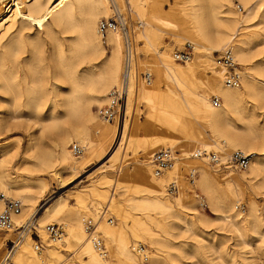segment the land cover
Listing matches in <instances>:
<instances>
[{
	"label": "bare ground",
	"instance_id": "1",
	"mask_svg": "<svg viewBox=\"0 0 264 264\" xmlns=\"http://www.w3.org/2000/svg\"><path fill=\"white\" fill-rule=\"evenodd\" d=\"M6 1L8 0H0V42L5 36L8 35L9 37L7 41L0 44V91L11 96L9 102L11 111L8 110L6 121H0V136L11 131L17 124L21 128L24 127L27 132L32 127H38L36 132L26 133L24 152L17 156L18 161L13 169L25 168V171L36 173L37 176L55 180L60 188H65L80 177L81 168L79 169V167L84 164L83 161L86 158L93 155L97 156L100 153L104 155L105 145L111 143L105 155L114 147L115 150L107 158V162L110 161V164L105 166L106 170H102V173H107L108 170L111 171L110 173L113 172L116 179L112 186L116 187L120 184L119 174L124 180L131 181L128 179L126 170L122 168L126 161L125 149H131L134 143L143 149L142 160L138 165V170H136L142 182L140 183L142 189L136 193L145 192L151 196L129 198L125 200V206L133 212L143 214L149 223L155 224L162 231L164 237L157 236L145 222L137 220V218L132 227L128 228L133 236L134 244L131 247L124 240L122 228L111 229L103 227L102 223L96 227L98 222L95 221V223L91 219L89 220L93 223L95 231L90 237L86 231L85 223L89 215L84 211L72 208L70 220L74 222V229L71 230V238L78 243L77 249L86 259L83 260L82 264H137V258L140 264L143 263L144 258H146L145 264H167L170 261L167 259L175 260L178 258V245L166 239V236H173L172 225L174 223H168L163 227L154 223L147 215L149 212L167 215V218L172 221H178L182 218V214L175 212L160 198L164 193V189L162 193V186L164 188L162 175L175 166L174 163L168 170L156 173L152 159L153 155L162 147L171 150L172 155L176 157V162L177 159H187L194 164L201 163L200 160H197L198 158L209 163L207 157H197V153L201 151L212 152L222 161H225L232 154V151L241 149L248 153L246 155L242 152L249 158L248 165L243 170H248L249 181H257L258 186L264 185V125L259 124L258 115L254 109L255 105L264 109V64L256 63L243 69L240 71L241 75L235 69L239 74V85L241 81V86L233 87L224 83L223 74L216 68L215 62L211 60L210 63L205 64L211 77L209 79L204 78L203 82L198 81V85L192 86L196 88L194 91L184 85L190 77L196 76L194 68L188 63L192 60V55L185 62L187 65L184 68H178L173 62L175 61L174 54L170 58L166 51L162 65L154 67V73L162 78L161 82L165 83L166 80V92L168 93L166 97L177 98L176 94L167 87V82L173 83L185 96L192 97L188 102L197 115L204 120L205 128L210 132L215 143L214 150L208 151L212 146L199 142L197 136L193 139L178 136L176 131H171L159 123L156 117L152 116L146 122H139L134 118L130 123L134 116L136 95L148 105L153 113L158 110V102L165 98L160 87L151 81L147 82L139 78L131 79L127 90L123 123L109 122L102 118L99 113L98 115L93 113V106L101 108L110 102L109 92L113 87L119 86L122 73L123 43L121 35L118 31L109 29L102 37L98 29L100 22L98 19L108 13L109 0V2L107 0H9L8 4L11 5L7 9ZM239 1L248 11V20L257 19L254 21L257 26L264 27V0ZM20 4H24V8ZM177 4L179 5V16L183 13V17H187H181L179 24L184 25L188 22L190 30L196 32L195 37L200 42L214 43V45L219 46L232 38L231 33L238 24L239 17L230 16L231 12L224 9L225 4L232 5V0H184V2ZM235 7L240 6L236 5ZM3 8L6 9V12ZM110 11L109 9V13ZM3 13L10 15L3 16ZM17 19H21L19 24H17ZM161 20L166 27L176 28L177 26V23H173L167 18ZM33 23L42 26L50 40V81L43 79V75L47 74L50 65L48 66L40 58L37 51L39 47L37 49L32 48L28 57L23 61L25 68L31 73L30 77L24 70L22 75L19 74L17 56L20 54V50L17 46L22 41L24 30L30 29ZM58 32L66 36L60 38ZM101 40H105L107 45L111 46L109 54L106 53ZM34 45L37 44L34 43ZM246 45L245 38L240 37L236 43L227 47L241 66H244L243 63L249 59L248 53L250 51L247 52ZM191 48L193 51L192 46ZM136 61L135 59L137 72L139 67H137ZM87 63H93L94 67L82 71L80 67ZM148 70L150 73L151 70ZM204 74L203 76H205ZM140 81L142 82L140 83ZM63 85L67 86L66 90ZM209 95L215 96L221 102L219 103V100L216 104L213 100L210 102ZM246 98L247 101H245ZM249 102L252 104L251 108L246 106ZM235 119L241 123L240 126L236 125ZM113 124L116 125V130ZM45 134L48 135V140L45 139ZM91 136L97 138L95 146L91 145L93 142ZM72 145L81 147V154L75 155L71 149ZM20 147L22 145L18 141H12L10 146L0 147V190L2 191L0 193L8 198L13 196L21 203V211L14 217V224L17 227L22 224L34 225L40 238L41 249L36 251L34 249L35 244L32 245L33 248L27 245L28 231L25 232L21 241H17L15 240L16 231L13 230L9 232V234L13 233L11 241L15 240V247L19 246V249L14 252L12 258L14 264H42L43 261L39 254L50 248L44 259L51 263L54 258L59 257L60 248L66 247L65 236L67 235L63 231L61 240L49 241L44 231L49 223L44 227L43 224L61 221L59 216L67 206V200L58 198L52 205L48 204L49 206L44 208L43 213L36 214L34 208H36L38 198L46 191L47 182L43 178L29 180L11 177V159L16 157ZM227 152H231V154L222 158L221 156ZM101 158L99 157L96 162L101 161ZM74 159L80 160L74 161ZM200 167L201 174L198 186L209 196L213 202L212 206L215 207L219 202V197L211 193L206 169L203 164ZM214 168L218 171L221 169ZM224 169H229V167ZM193 171L196 172V169L189 170V172ZM245 175L243 173L241 177L231 176L230 179H225L227 183L225 194L228 198L237 197L232 185H242L243 180L247 178ZM183 192L184 188L180 184V188L176 189V202L182 210L190 211L191 208L183 203ZM76 193L77 197L80 198L78 192ZM196 197L199 198L196 194L193 195L194 199ZM199 200L198 205L203 207L205 203L201 199ZM112 203L111 196L107 205L108 208H112ZM2 208L3 201L0 200V212ZM254 213L255 206L252 204L249 209V216H253ZM24 217L27 220L21 221L24 220ZM39 217L42 227L37 222ZM226 218L228 219V217ZM108 220L110 221V219ZM205 220L206 218L202 217L198 221L203 223ZM183 221H185L187 228L193 226L192 218L184 219L183 217ZM111 224L112 222H108V225ZM29 237L32 238L30 235ZM93 238L100 240L101 247L94 245ZM24 240L25 242L22 243ZM140 241L146 242L155 249L154 252H150L151 254L148 256L149 252L144 248V253L140 256L138 254L139 247H145L139 243ZM32 242L35 243V240L33 239ZM74 253L71 254L76 256L77 253ZM9 257L3 260L6 261ZM70 264H78V262L72 261Z\"/></svg>",
	"mask_w": 264,
	"mask_h": 264
},
{
	"label": "rangeland",
	"instance_id": "2",
	"mask_svg": "<svg viewBox=\"0 0 264 264\" xmlns=\"http://www.w3.org/2000/svg\"><path fill=\"white\" fill-rule=\"evenodd\" d=\"M109 1L110 3H108V13L104 16H100L98 21L101 19H109L111 17L112 6L128 18L130 25L134 29V42L137 60L136 65L139 67L137 68V73L139 74L143 71H147L149 73L148 69H150V74L152 76L151 82L156 83L160 87L161 92H163L165 95V98L158 102L159 107L155 113H153L148 105L143 103L136 95L134 102V116L130 123L134 120V118L139 122H146L153 116L158 119L159 123L166 126L167 129L176 131L178 136H182L185 139H193L195 136H197L199 138V142L207 143L212 146V148H210L208 151L214 150L215 143L210 132L205 128L204 120L201 116L197 115L191 104L188 102V100H191L192 97L185 96L175 85H173V83L167 82V87L169 90L174 92L177 96L176 99L169 98L168 96L167 98L166 95L168 93L166 92V80L165 83L161 82L162 78H159L157 73H154V67L156 68L162 65L166 51L171 58L176 51L182 50L187 43L190 44L193 47V53L191 58L192 60L188 63L194 68L196 76L194 78L190 77L187 81H185L184 85L188 86L190 90L194 91L196 88H193L192 86L198 85V81L203 82L204 78L209 79L211 77L210 71L205 64L210 63L211 60L215 62L216 56L224 48L236 43L238 38L244 37L247 42V52H251L248 53L249 59L247 62L243 63L244 66H241L237 63L238 61H236V58H234L237 65L235 68L241 75L240 71L243 69L249 68L256 63L264 64V27L257 26V23L254 22L257 19L248 20L249 16L247 15L248 11L246 7L243 6L239 0H232V5L228 6L225 4L224 9L231 12L230 16L239 17L238 24L231 33L232 38H230V41L228 40L226 43L216 46L214 43L208 44L206 42H200L195 37L196 32L190 30V24L188 22H186L184 25L179 24L181 17L187 18L183 17V13H181V16H179L180 13H178L179 5L177 3L184 2V0ZM109 1L107 0V2ZM8 3L9 0L6 1V9L11 5ZM23 5L24 4H20V6ZM236 5L241 7V12L237 11V8L235 7ZM186 8L189 9L188 7ZM6 9L3 8V10H5L4 12H6ZM109 9L111 10L110 13ZM9 15V13H3V16ZM162 18H167L171 22L177 23L176 28L171 26L166 27V25L162 23ZM20 20L21 19H17V24H19ZM58 33L60 38H64V36H66L60 32ZM8 38V35L5 36L0 44L7 41ZM101 41L106 49V53L109 54L111 46H108L105 40ZM34 43L37 44V47L34 45ZM38 47L39 49H37ZM17 48L20 50V54L17 56V63L20 68L19 74L22 75V71L24 70L25 73L30 77L31 73H29L25 68L23 61L28 57L29 51L32 48H36L39 52L40 58L43 59V62L48 66L50 65L47 74L43 75V79L50 81V40L46 36L43 27L33 23L30 29L24 30L22 41L18 44ZM173 62L175 67L178 68H184L187 65L186 63L183 64L176 61ZM215 66L224 76V69L220 68L216 62ZM91 67H94L93 63H87L83 64L80 69L84 71L85 69H89ZM203 74L205 76H203ZM141 82L142 81H140V83ZM239 86H241V81ZM63 88L66 90L67 86L63 85ZM214 97L215 96L213 95H209L210 102ZM10 100L11 96L8 93L0 91V121L7 120L6 115L8 110L11 111L9 104ZM218 100L220 103V99ZM245 101H247V98ZM246 106L251 108L252 104L249 102L246 104ZM99 108V106L92 107L93 113L95 115H98L97 111ZM254 109L255 113L258 115L259 124L264 125V109H260L258 105H255ZM59 111H61V109H59ZM234 122L236 125H241L237 119H235ZM113 125L115 126L116 130V125ZM37 128L32 127L27 132L24 127L21 128L17 124L11 131L0 136V147L5 145L10 146L12 141H18L20 145H22V147H20L18 150L16 157L11 159V177L17 179L27 178L29 180L43 178L45 179V182H47L46 191L43 192L38 198L36 208H34V211L36 209V214H41L44 208L52 205V203H54V201L58 198L67 200V206L59 216L61 221L45 222L43 224V227L48 223L59 224L63 228L64 233L67 235L65 236L66 247L60 248L59 257L56 259L54 258L51 263L46 262L44 259L50 248H47L45 251L43 250L42 254H39L43 261L42 264H70L72 261L82 264L83 260H86L77 249L78 243L71 238V230L72 228L74 229V222L70 220V214L73 212V209L86 212V214L89 215L88 220L91 219L93 222H98H95L97 224L96 227H98V224L102 223L103 227L111 229L116 227L122 228L124 231V240L130 247L134 243L133 236L129 232L128 228L132 227L136 218L137 220L145 222L151 231L157 236L162 238L164 237L162 231L157 228L155 224L149 223L143 214L133 212L125 206V200L129 198L151 196V194L145 192L136 193V191H140L142 189V186L140 185V183H142L141 179L139 178L140 176L136 173V170L139 168L138 165L142 160L141 153L143 152V149L140 145L134 143L131 149H125L124 151L126 161L122 165V168L123 170H126L129 176L127 177L131 181L124 180L123 177L120 176L121 174H119L118 178L120 184L116 187H113V182L116 179L115 174L113 172L110 173L111 171L109 170L106 171L107 173H102V170H106L105 166L110 164V161L107 162V158L115 150L114 147L112 151L105 155L108 147L111 145V143H105V152H103L105 156L100 153L97 156L93 155L90 156V158H86L83 161L84 164L79 167V169L81 168L80 177L74 183H71V186L68 185L65 188H60L55 180H51L47 177L37 176L36 173L25 171V168H20L19 170L13 169L18 161L17 156L24 152L23 146H25L26 142V133H34L37 131ZM91 138L93 141L91 145L95 146L97 138L95 136H91ZM45 139L48 140V135L46 134ZM162 149L165 148L162 147L160 150ZM240 150L241 149H235L232 151V153ZM241 152L243 151L241 150ZM243 153L248 155V153ZM230 154L231 152H227L221 157H228ZM99 157L101 158V161L96 162ZM175 159L176 157L173 156L172 164L175 163V166L162 175L164 184V188L162 186V193L164 189V195L162 194L160 198L166 204L172 207L175 212L180 215L182 214V218H180L178 221H172L170 218H167V215H157L153 212H149L147 214L149 215L150 220L156 224L162 225L163 227H165L168 223H174L172 225L173 236H166V239L171 241V243L178 245L177 248L179 249V255L175 260H172V258L167 259V261L170 260L167 262V264H264V185L258 186L257 181H249L248 170L243 171L231 167L229 169L223 168L218 171L202 158L197 159L201 161L200 164L191 163L187 159H177L176 162ZM79 160L80 159H74V161ZM201 164L204 165L208 174L211 193L219 197V202L215 207L212 206L213 202L210 200L209 196L198 186L201 174ZM86 165L88 166L85 167ZM190 169H196V176L193 179V183L190 182L188 178ZM232 173H234V175H232ZM243 173L246 174L245 177L247 178L243 180L242 185L234 186L232 185V182H230V185H232L237 197L228 198L225 194L227 191V183L225 179H230L231 176L241 177ZM98 179H100V181H98ZM170 183H173L176 189H178V187L180 188V184H182V187L184 188L183 203L184 205H187L191 208L190 211H187L186 209L182 210L177 204L175 195L176 191L171 194L168 193L167 187ZM0 192L2 191L0 190ZM76 192H78L80 198L77 197ZM195 194L196 196H199V198L196 197L194 199L193 195L195 196ZM111 196L113 200L112 208H108L107 205ZM9 197L16 199L13 196ZM199 199L205 203L203 207L198 205L200 201ZM252 204L255 206V213L253 216H249V209ZM26 217H24V220L21 221L27 220ZM183 217L184 219L192 218L193 226L187 228L185 221H183ZM202 217L206 218L205 222L203 223L198 221ZM226 217H228V219ZM108 219H110V221ZM37 222L40 226V217L37 219ZM108 222H112V224L108 225ZM98 232L101 233L100 230H98ZM12 234L0 233V264H14L12 255L14 256V252L18 251L19 246L14 247L15 245H12ZM101 236H103L102 233ZM26 237L29 238L27 245H30L31 248H33L32 245L35 243L32 241L33 239L35 240V238L32 237L33 239H30L29 235ZM42 237L45 238L43 235ZM24 242L25 240L22 243ZM139 243L145 246L144 248L147 252H149L148 256L151 254L150 252H154L155 249L149 246L146 242L140 241ZM19 251L22 252V250ZM73 252L77 253L76 256L71 254ZM7 253H9V255H7ZM6 257L9 258L7 259L6 263H4L5 261L3 259ZM136 262L137 264H140L138 258L136 259Z\"/></svg>",
	"mask_w": 264,
	"mask_h": 264
},
{
	"label": "built area",
	"instance_id": "3",
	"mask_svg": "<svg viewBox=\"0 0 264 264\" xmlns=\"http://www.w3.org/2000/svg\"><path fill=\"white\" fill-rule=\"evenodd\" d=\"M238 11L241 10L240 7H236ZM99 32L103 37L107 30H116L119 32L123 43V56H122V73L120 78L119 86L113 87L109 92L110 102L101 108H99V115L109 122L117 121V123H123L125 120V106L127 98V90L129 82L132 78H139L143 81H151L152 76L148 72L137 73L135 68V42H134V29L130 25L128 18L120 13L115 7L112 6V15L109 19H102L99 22ZM192 55L191 45L188 43L185 47L174 53V59L176 62L185 63L190 59ZM216 64L225 69L224 73V83L227 86H237L239 85V74L236 72V61L233 54L229 48L222 50L215 60ZM213 102L218 103L217 98H213ZM71 149L75 155H79L82 152V148L78 145H72ZM197 157H207L209 163L218 168L223 169L226 167L237 168L238 170L246 169L248 165V157L245 156L240 151L233 152L228 159L222 161L216 154L212 152L201 151L197 153ZM173 162V155L171 150L162 149L153 155L152 163L156 173H161L168 170ZM196 176V172H190L188 175L189 181L193 183V179ZM169 193H174L176 187L173 183L169 184L167 187ZM0 200L3 201V208L0 212V233H9L15 230V240L21 241L26 231L29 232L31 237L35 238L34 249L40 251L41 242L38 236L37 230L34 225L22 224L19 227L14 224V217L17 216L21 211V203L12 198L6 197L4 194L0 193ZM204 206V205H203ZM47 239L49 241L55 242L61 240L63 235V230L60 225L49 224L44 229ZM86 231L92 237L95 231L93 223L90 220L86 222ZM93 233V234H92ZM14 240V241H15ZM96 247H101L99 239H92ZM11 241L12 245H16V242ZM15 247V246H14ZM144 253V247H139L138 254L142 256ZM9 255V253H8ZM7 261V260H6ZM6 261L4 263H6ZM143 263L146 262V258L142 260Z\"/></svg>",
	"mask_w": 264,
	"mask_h": 264
}]
</instances>
